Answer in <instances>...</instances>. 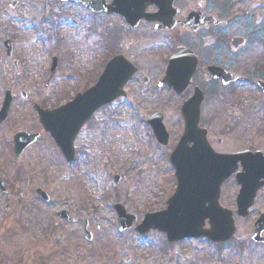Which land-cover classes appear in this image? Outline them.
Returning a JSON list of instances; mask_svg holds the SVG:
<instances>
[{
  "label": "rangeland",
  "instance_id": "obj_1",
  "mask_svg": "<svg viewBox=\"0 0 264 264\" xmlns=\"http://www.w3.org/2000/svg\"><path fill=\"white\" fill-rule=\"evenodd\" d=\"M231 1L233 20L248 17L247 25L231 29L232 35L262 29L263 44L251 42L240 54L234 72L249 81L220 87L218 99L203 114V124L216 152L247 148L264 152V94L256 85L257 77L245 73L248 65L252 69L256 62H264V0ZM95 19L83 7L60 0H0V111L8 88L14 97L8 119L0 125V178L10 192L5 199L0 191V264H264V246L251 240L254 218L236 217V236L225 246L206 240L171 245L158 232L137 234L145 216L164 211L175 193V170L169 159L183 134L180 110L190 93L177 96L159 87L165 53L170 57L175 50L167 35L141 28L126 33L118 46L120 32L109 38ZM93 26L99 41L113 48L106 52L103 44L98 45V37H91ZM9 39L14 44L11 59L4 45ZM160 44L164 50L158 53L155 46ZM60 49L64 64L47 86ZM114 51L140 73L127 86L126 99L103 108L85 126L76 142L81 153L68 164L43 132L34 107L52 110L73 100L78 91L96 83L97 77L89 83L87 77L101 73L103 53L107 58ZM156 113L165 116L169 147L158 145L145 122ZM22 131L39 133L41 138L17 161L13 137ZM114 175L122 178L118 185ZM232 183L223 188L226 202ZM38 190L46 192L50 202L40 199ZM117 204L138 218L125 232L117 225ZM63 212L70 221L59 216ZM84 221L91 241L84 235Z\"/></svg>",
  "mask_w": 264,
  "mask_h": 264
},
{
  "label": "water",
  "instance_id": "obj_2",
  "mask_svg": "<svg viewBox=\"0 0 264 264\" xmlns=\"http://www.w3.org/2000/svg\"><path fill=\"white\" fill-rule=\"evenodd\" d=\"M62 1L84 5L97 13L104 11L101 0L90 2L82 0ZM130 1L140 2V0ZM154 1L159 3L161 9L165 10L167 14L173 15L174 0H170L169 7L161 6L164 0ZM118 3L119 0H116V4ZM124 17L126 22L133 27H136L143 18L142 15L130 13L124 14ZM241 43V40L236 39L233 45L239 47ZM6 47L7 55L11 57L12 45L9 41L6 43ZM15 65L17 64L15 63ZM56 68L57 60H54L49 83L55 76ZM196 70L197 60L194 54L185 48H179L169 62L166 76L161 85L166 84L173 88L177 94H182L191 84ZM214 71L216 75L219 73L217 77H222L225 84L238 81L237 78L228 74L223 75L220 70ZM137 73L138 70L124 56H118L108 63L96 85L84 94L78 95L72 102L53 111H45L38 106L36 107L40 124L56 142L67 162L72 163L75 160L74 143L85 124L99 109L121 97H125L124 88ZM259 85L264 90V83H259ZM12 101V90L8 89L0 111V124L6 121ZM203 102V93L197 89L194 96L182 108V116L185 122L184 134L171 156V162L176 169L178 188L175 195L168 201L167 210L147 215L143 223L137 227V232L141 235H146L151 230H158L167 235L170 243L200 238H206L212 243L230 242L236 234V224L233 213L220 206L223 183L237 171V164L242 162L244 173L237 177L239 184L242 185L238 200V216L241 218L248 216L252 206L253 196H249V194L254 195V189L256 187L259 189L264 185V183L260 185L257 183L260 179H264V155L262 153L251 154L246 152L221 155L214 152L208 141V131L200 127ZM147 122L152 127L159 144L168 146L170 135L164 125V116L157 114ZM39 138V134L17 133L14 137L17 160ZM191 144H193L192 147H190ZM114 181L118 184L120 178L115 176ZM0 190L4 198L9 197L8 189L1 178ZM38 195L40 199L49 202L48 195L43 191L39 190ZM115 209L119 215L120 231L130 229L133 223L137 221L136 216L128 215L121 205H116ZM60 216L67 221L70 220L67 213L63 212ZM206 221H209V230L205 229ZM84 233L89 236L88 239L90 240L91 234L87 231L86 222ZM263 233L264 214L261 215L256 224L253 240L257 243H264Z\"/></svg>",
  "mask_w": 264,
  "mask_h": 264
},
{
  "label": "flooded vegetation",
  "instance_id": "obj_3",
  "mask_svg": "<svg viewBox=\"0 0 264 264\" xmlns=\"http://www.w3.org/2000/svg\"><path fill=\"white\" fill-rule=\"evenodd\" d=\"M114 2L115 0H103L102 8L106 9L107 7H110L115 9L112 11L120 12L119 14H111L106 12L98 15L100 24L102 27H104V31L110 32L106 33V36L108 35L109 38H112L113 36L111 33H113L115 36H118V32H120L121 44L122 37L126 33L137 32L141 28H150L153 33H156V35H167L169 37L166 39L174 45V53L177 51L178 47H187L194 52L198 61V70L196 76L193 79V86L198 87L204 93L205 101L202 106L203 114L211 107V101L218 99L216 94L220 87L226 89L227 87L233 85L224 86L222 81L215 77L213 69H221L227 73L235 75L233 66H235L236 61L239 60L238 58L240 54L243 51L249 49L248 45H250L251 42L263 44L260 39L263 33L262 29H258L252 34H250V31L248 33L250 35L247 34V36L232 35L231 29L235 25L246 24L248 17L243 16L242 20L238 18L233 20V2L231 0H175L174 6L179 10V13L174 17L175 25L181 26L180 24L187 23L190 18V14L194 13L195 16L191 24L195 31L180 27L174 31L168 32L164 31V29H157L158 27L165 28L169 22V17L167 14H163V10H161L159 3L156 4L154 0H140L138 3L131 2L130 0H119L118 4H114ZM168 3L169 0H164V2L161 3V6L166 7ZM86 11L90 13L89 10ZM127 13L143 16V20L140 21L135 29L130 24H126L124 17L121 16ZM235 38L243 39L244 44L238 48H234L232 43ZM104 45L102 49H105L107 52V47L111 46V43H104ZM163 50L164 44L155 46L156 52L159 53ZM165 56L166 57L163 58L162 61L163 66L167 65L169 58L167 53H165ZM103 57L106 58L105 52L103 53ZM245 73L250 77H257L258 80L256 81V85L259 81L264 82V78H262L264 77V63L256 62L252 66V69L250 68V65H248ZM239 78L242 81H240L238 84H241L247 80L249 81L247 77ZM187 92H190L191 96L194 92V88H190ZM240 152L264 153L261 150L255 148H247L245 150L239 151V153ZM242 167L243 165L241 163L237 164V173H241L243 171ZM263 181L264 180H260L259 182L261 183ZM231 182H233V190L231 191L230 198L227 200V202L225 200L224 187L222 188L221 205L226 209L236 210L242 189L236 180V175L229 180V183ZM254 190L256 192V189ZM249 196L253 195L249 194ZM252 200L253 207L246 221L254 218L256 223L258 217L264 213V187L252 197ZM219 264H221V262Z\"/></svg>",
  "mask_w": 264,
  "mask_h": 264
}]
</instances>
